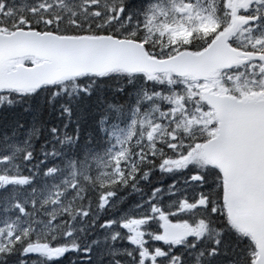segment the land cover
I'll return each mask as SVG.
<instances>
[{
    "label": "snow or ice",
    "instance_id": "6c2138e0",
    "mask_svg": "<svg viewBox=\"0 0 264 264\" xmlns=\"http://www.w3.org/2000/svg\"><path fill=\"white\" fill-rule=\"evenodd\" d=\"M0 113V264H264V0H0Z\"/></svg>",
    "mask_w": 264,
    "mask_h": 264
},
{
    "label": "trees",
    "instance_id": "16d2710c",
    "mask_svg": "<svg viewBox=\"0 0 264 264\" xmlns=\"http://www.w3.org/2000/svg\"><path fill=\"white\" fill-rule=\"evenodd\" d=\"M5 118L10 119V115L8 117H5L4 114L0 113V124H3ZM72 259L75 260L76 257H73Z\"/></svg>",
    "mask_w": 264,
    "mask_h": 264
}]
</instances>
